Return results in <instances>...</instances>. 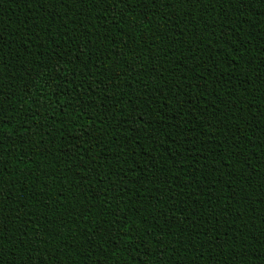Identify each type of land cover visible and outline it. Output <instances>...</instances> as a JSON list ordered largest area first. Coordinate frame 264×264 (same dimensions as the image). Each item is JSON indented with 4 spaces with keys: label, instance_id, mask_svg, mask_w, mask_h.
<instances>
[{
    "label": "trees",
    "instance_id": "obj_1",
    "mask_svg": "<svg viewBox=\"0 0 264 264\" xmlns=\"http://www.w3.org/2000/svg\"><path fill=\"white\" fill-rule=\"evenodd\" d=\"M138 3L0 0L3 264H264V0Z\"/></svg>",
    "mask_w": 264,
    "mask_h": 264
},
{
    "label": "snow or ice",
    "instance_id": "obj_2",
    "mask_svg": "<svg viewBox=\"0 0 264 264\" xmlns=\"http://www.w3.org/2000/svg\"><path fill=\"white\" fill-rule=\"evenodd\" d=\"M61 3V4H66L67 0H53V3ZM91 2L94 3L96 5V7H100L101 4L106 5L105 11H108L109 9L115 13L117 11V8L119 5H123L124 6V11L125 12H130V7L132 4V0H73V3H80L83 4L85 6H87V4ZM153 3L157 2V0H152ZM184 2L192 4V3H207L209 5L212 4H223V3H229L233 5V11H236L234 4H235V0H184ZM247 0H239V3L242 5L243 3H246ZM143 3L146 6V0H139V3L137 4V6H140V4ZM170 6V5H169ZM235 9V10H234ZM212 11H216L215 7H212L211 9ZM224 19L225 21L231 19L230 16L224 14ZM210 27H218L217 25H209ZM66 27V26H65ZM219 27L222 28V25H220ZM213 36L216 35V33L213 31L211 33ZM224 37H228V33L224 32L223 33ZM85 46L88 43H91V40H86L85 42ZM225 43H227V40H225ZM0 51H2V46H0ZM81 51H83V48H81ZM236 51H238V49H236ZM262 51H264V49H262ZM117 55H123V53H117ZM78 59V57H77ZM225 59H228V57H225ZM241 59H243V57L241 56ZM232 62L235 63L236 58L232 57L231 58ZM245 67H247V64H245ZM131 70H135L134 66L130 65ZM3 109V104L0 103V111H2ZM262 115H264V113H262ZM5 131H11V128H5V121L2 119V116H0V147H2V145L4 144V132ZM29 130L27 128H25V132H28ZM38 135V133H29V136H35ZM28 140H23L22 143H28ZM94 163V162H93ZM3 169H0V174L3 173ZM0 178H2V176H0ZM262 191H264V188L261 189ZM7 199V197H4V185L2 183H0V264H3V248H4V241L7 239L6 233L8 232L9 229V224L6 223L4 221V217L6 215L7 211H15L14 208H12L10 205L5 204V200ZM17 219H19V216H17ZM119 225V221H115V226ZM21 231V235L24 236L26 239L28 238V230L27 229H20ZM89 231H91V229H89ZM59 234V233H58ZM97 234H99V232H97ZM116 235H117V239L121 238V237H125L127 235V229L125 228L123 231H121L119 229V227H116ZM39 237L38 235H36L35 233L33 234L32 237V243H28L27 247H25V240L20 241L19 245H17L22 251L27 252L28 255L24 257V260L21 262V264H56L55 261L52 260V256L48 255L47 258L44 256V254L41 251V248L39 247V245L37 244L35 247L32 246L33 243H35L36 240H38ZM128 242H131V238H128ZM179 243V241L177 242ZM89 246L91 247V243H89ZM223 254V252H221V255ZM12 255H15V252L12 253ZM259 259V258H257ZM13 264H16L15 261H13Z\"/></svg>",
    "mask_w": 264,
    "mask_h": 264
}]
</instances>
